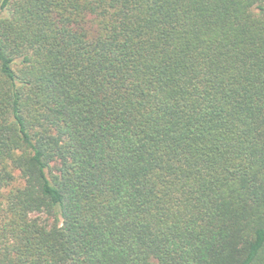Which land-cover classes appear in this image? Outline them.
I'll use <instances>...</instances> for the list:
<instances>
[{
	"label": "trees",
	"instance_id": "trees-1",
	"mask_svg": "<svg viewBox=\"0 0 264 264\" xmlns=\"http://www.w3.org/2000/svg\"><path fill=\"white\" fill-rule=\"evenodd\" d=\"M0 264H264V0H0Z\"/></svg>",
	"mask_w": 264,
	"mask_h": 264
}]
</instances>
